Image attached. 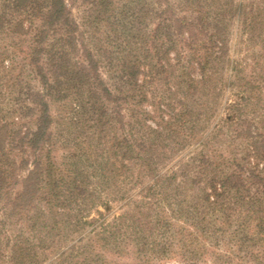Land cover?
Segmentation results:
<instances>
[{"label":"trees","instance_id":"obj_1","mask_svg":"<svg viewBox=\"0 0 264 264\" xmlns=\"http://www.w3.org/2000/svg\"><path fill=\"white\" fill-rule=\"evenodd\" d=\"M0 264H264V0H0Z\"/></svg>","mask_w":264,"mask_h":264},{"label":"rangeland","instance_id":"obj_2","mask_svg":"<svg viewBox=\"0 0 264 264\" xmlns=\"http://www.w3.org/2000/svg\"><path fill=\"white\" fill-rule=\"evenodd\" d=\"M18 62V61H17ZM20 62V61H19ZM18 73H19V71L17 70L16 72H15V74H14V77H16V75H18ZM9 79V78H8ZM11 82V81H10ZM8 83V85H7V87L6 88H4V90L3 91H6V94L8 95V93L11 91V89H10V85L12 84V82L11 83ZM9 87V88H8ZM7 104V103H6ZM60 106H54V108H53V112H54V114H56L57 112H58V110L60 109L59 108ZM122 261H124V262H132V263H136V261H135V258H134V256H133V254H130V256H126V257H124L123 259H122Z\"/></svg>","mask_w":264,"mask_h":264}]
</instances>
